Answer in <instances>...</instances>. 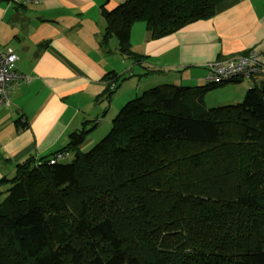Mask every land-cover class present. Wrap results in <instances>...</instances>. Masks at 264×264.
<instances>
[{
  "label": "trees",
  "instance_id": "obj_1",
  "mask_svg": "<svg viewBox=\"0 0 264 264\" xmlns=\"http://www.w3.org/2000/svg\"><path fill=\"white\" fill-rule=\"evenodd\" d=\"M222 1L128 0L103 12V44L115 37L140 64L133 24L165 37ZM261 65L237 104L204 105L209 89L247 80L209 83L206 68L207 86L163 84L128 101L88 149L95 124L18 164L0 180V264H264V54ZM123 81L111 73L104 99ZM58 153L70 157L51 164Z\"/></svg>",
  "mask_w": 264,
  "mask_h": 264
},
{
  "label": "crops",
  "instance_id": "obj_2",
  "mask_svg": "<svg viewBox=\"0 0 264 264\" xmlns=\"http://www.w3.org/2000/svg\"><path fill=\"white\" fill-rule=\"evenodd\" d=\"M126 1L43 0L24 6L0 0V49H11L17 70L29 78L12 92L10 105L0 108V180L12 178L29 158L62 150L85 124L95 127L82 149L94 145L92 134L110 128L118 107L139 96L140 78L155 74L150 69L168 84L198 87L206 83L208 64L252 51L264 54V0H224L211 18L165 37L152 38L145 21L133 24L131 44L142 56L139 64L120 52L115 37L103 44V12ZM111 73L125 81L107 101ZM104 116L110 119L99 122ZM101 130L97 138L106 134Z\"/></svg>",
  "mask_w": 264,
  "mask_h": 264
},
{
  "label": "built area",
  "instance_id": "obj_3",
  "mask_svg": "<svg viewBox=\"0 0 264 264\" xmlns=\"http://www.w3.org/2000/svg\"><path fill=\"white\" fill-rule=\"evenodd\" d=\"M19 5H35L43 0H11ZM18 57L11 50L0 49V108L9 106L12 92L28 83L29 78L19 72L16 67ZM261 55L252 51L247 55L236 56L227 60L216 61L206 66L207 82L220 84L227 80L250 79L252 75L261 70ZM104 116L101 120H108ZM70 157L69 153H58L51 160V164Z\"/></svg>",
  "mask_w": 264,
  "mask_h": 264
},
{
  "label": "rangeland",
  "instance_id": "obj_4",
  "mask_svg": "<svg viewBox=\"0 0 264 264\" xmlns=\"http://www.w3.org/2000/svg\"><path fill=\"white\" fill-rule=\"evenodd\" d=\"M149 70V69H148ZM163 71V70H162ZM149 72H155L154 75H149V76H145L144 78H140L142 81H139V76H135L133 78H135L136 83L137 81L140 82L138 83V86L141 88V92L139 93V95H141L143 92L149 90L152 87L158 86V85H163V84H168L169 82H163V78L164 76L160 75V71L159 73H157V70H149ZM165 73H167L165 76H169L168 75V71H163ZM161 76V77H160ZM127 79H130L129 77H127ZM159 80V82H154L153 84H147L148 81H153V80ZM124 82V81H123ZM252 82L249 80H242L241 82L238 83H231V84H227L221 87H217V88H212L209 89L206 93L205 96L203 98V103L207 108H218V107H222V106H228L230 104H237V102H235L233 99L234 97H240L238 100L239 102L243 101L245 94L247 92V90L249 89L250 86H252ZM203 86H207V84L205 83L204 85L198 86V87H203ZM118 91V90H117ZM117 97V95H116ZM115 97V99H116ZM126 103V102H124ZM120 104L117 103L116 107H118ZM124 104H121V106L118 107V111H120L122 109ZM106 124H104L103 126H105ZM112 125V122H111ZM111 129L107 128L104 131L101 130V128H99L96 132H94L93 137L95 138V142H98L101 138H97V135H99V132L101 130L102 133H109ZM105 134V135H106ZM104 135V134H103ZM70 160H67L63 163H69Z\"/></svg>",
  "mask_w": 264,
  "mask_h": 264
}]
</instances>
